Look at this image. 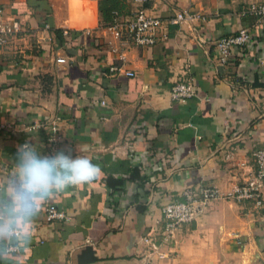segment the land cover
I'll use <instances>...</instances> for the list:
<instances>
[{
  "label": "crops",
  "instance_id": "crops-1",
  "mask_svg": "<svg viewBox=\"0 0 264 264\" xmlns=\"http://www.w3.org/2000/svg\"><path fill=\"white\" fill-rule=\"evenodd\" d=\"M263 1L123 0L122 19L138 9L195 16L164 23L155 44L136 45L114 35L101 0H0V20L24 27L0 47V118L22 127L0 135V264H264V200L221 195L168 240L161 210L189 184L225 194L251 176L264 147V16L247 7ZM242 27L252 40L220 64L216 39ZM64 28L71 31L60 36ZM187 77L197 93L175 100L172 85ZM57 116V152L88 157L94 175L43 205L26 248L17 149L30 142L38 156H54L46 128L29 126ZM50 204L70 219L49 221Z\"/></svg>",
  "mask_w": 264,
  "mask_h": 264
},
{
  "label": "built area",
  "instance_id": "built-area-1",
  "mask_svg": "<svg viewBox=\"0 0 264 264\" xmlns=\"http://www.w3.org/2000/svg\"><path fill=\"white\" fill-rule=\"evenodd\" d=\"M247 12L259 16H264V1L251 2L247 7ZM195 17L187 10H179L169 18H162L158 15H150L144 9L136 10L131 17L122 19L120 14L115 12V17L108 27L114 35L124 43H133L136 45H152L158 41V32L164 23L179 24L188 18ZM45 29H51L50 23L44 24ZM24 31L23 24L20 20L14 18L10 22L0 20V47L6 45L13 36H18ZM87 32H91L87 29ZM63 33L68 35L70 30L63 29ZM253 37L252 31L248 27H242L238 31L231 34L223 35L216 39L215 49L216 57L220 64L226 65L231 60L232 53L236 47H242L248 44ZM56 61L65 62L66 57L57 56ZM111 69L117 70L118 66H112ZM133 74V71H128ZM198 91L196 81L193 77H187L178 80L171 87L172 98L178 101H185L193 97ZM58 116L50 119L49 122H39L29 129L37 127L46 128V143L50 152L55 154L61 144L60 124ZM21 125L11 117L0 118V135L9 134L21 130ZM255 166L251 171V176L234 189L222 194L219 187L209 184H189L181 192V197L171 198L161 204V210L164 216V226L162 230L163 239L172 238L176 231L183 225L192 222L203 206L210 200L224 195L228 199L238 201H254L258 206L263 204L264 200V147H259L254 152ZM47 219L49 221H67L70 215L63 209L54 204L46 207ZM16 235L22 232L21 227H13ZM145 240L150 243L153 248L159 246L158 241L152 236H145ZM17 245H10L9 249L16 248Z\"/></svg>",
  "mask_w": 264,
  "mask_h": 264
},
{
  "label": "clouds",
  "instance_id": "clouds-1",
  "mask_svg": "<svg viewBox=\"0 0 264 264\" xmlns=\"http://www.w3.org/2000/svg\"><path fill=\"white\" fill-rule=\"evenodd\" d=\"M20 155L24 159L17 166L20 173L17 193L20 203L18 215L24 221V247L28 248L33 236L32 221L43 205L67 188L85 184L94 175V165L86 156L73 157L64 151H58L54 156L40 157L37 155V149L30 142L18 147L17 156ZM8 231L13 232L11 225L8 226ZM0 234H7L3 226H0Z\"/></svg>",
  "mask_w": 264,
  "mask_h": 264
},
{
  "label": "trees",
  "instance_id": "trees-1",
  "mask_svg": "<svg viewBox=\"0 0 264 264\" xmlns=\"http://www.w3.org/2000/svg\"><path fill=\"white\" fill-rule=\"evenodd\" d=\"M123 6H125L123 0H101L100 11L102 13L104 20L105 21L113 20L115 17V12H118L119 14L122 13ZM56 31L60 36L63 35L62 29H57Z\"/></svg>",
  "mask_w": 264,
  "mask_h": 264
}]
</instances>
